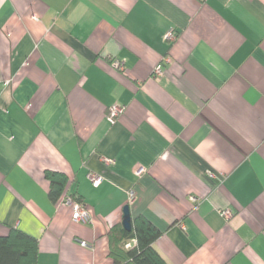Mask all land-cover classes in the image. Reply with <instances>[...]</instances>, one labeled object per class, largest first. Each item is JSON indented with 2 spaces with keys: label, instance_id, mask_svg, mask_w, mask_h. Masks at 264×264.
Returning a JSON list of instances; mask_svg holds the SVG:
<instances>
[{
  "label": "crops",
  "instance_id": "0c3cea01",
  "mask_svg": "<svg viewBox=\"0 0 264 264\" xmlns=\"http://www.w3.org/2000/svg\"><path fill=\"white\" fill-rule=\"evenodd\" d=\"M47 170L68 178L55 202ZM125 205L165 264H264V0H0V236L113 264Z\"/></svg>",
  "mask_w": 264,
  "mask_h": 264
},
{
  "label": "trees",
  "instance_id": "16d2710c",
  "mask_svg": "<svg viewBox=\"0 0 264 264\" xmlns=\"http://www.w3.org/2000/svg\"><path fill=\"white\" fill-rule=\"evenodd\" d=\"M44 176L49 181V196L55 202L64 192L68 178L50 170ZM72 198L80 201L78 197ZM160 235L159 229L145 217H131V230H125L122 224L109 229L108 255L113 264H165L153 247ZM38 250L37 239L17 229L0 236V264H37Z\"/></svg>",
  "mask_w": 264,
  "mask_h": 264
},
{
  "label": "built area",
  "instance_id": "2783aa9c",
  "mask_svg": "<svg viewBox=\"0 0 264 264\" xmlns=\"http://www.w3.org/2000/svg\"><path fill=\"white\" fill-rule=\"evenodd\" d=\"M167 37L171 39L173 37V31L171 30L168 31ZM116 66L122 68V64L120 63H116ZM152 73L153 75H161L162 64L159 63L158 65H156ZM124 110H125V106L117 105V104L110 105L107 108L105 117L108 121L113 122L121 113L124 112ZM101 161L103 162L104 165H109L111 163V159L105 156L101 157ZM135 173L139 174L140 170H135ZM208 174L210 176H213V173L211 171H208ZM87 177L93 186H97L102 182V177L96 173L90 172L88 173ZM132 199H133V192L130 191L128 193V202H131ZM190 200L196 204L199 202L198 197L194 195L190 196ZM64 202L72 208L71 218L73 221L86 223V224L91 222L90 209L83 202L77 201L71 197H66L64 199ZM220 214L228 218L230 216V211L228 209H224L220 211ZM80 244L82 246L87 245L85 241H80Z\"/></svg>",
  "mask_w": 264,
  "mask_h": 264
},
{
  "label": "water",
  "instance_id": "95a60500",
  "mask_svg": "<svg viewBox=\"0 0 264 264\" xmlns=\"http://www.w3.org/2000/svg\"><path fill=\"white\" fill-rule=\"evenodd\" d=\"M121 224L125 230H131V214L128 205L123 207V218Z\"/></svg>",
  "mask_w": 264,
  "mask_h": 264
}]
</instances>
